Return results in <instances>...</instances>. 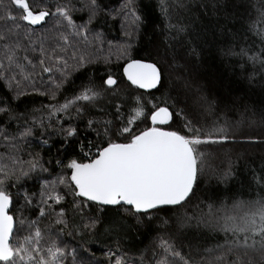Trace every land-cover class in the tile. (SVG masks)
<instances>
[{
	"label": "snow or ice",
	"instance_id": "1",
	"mask_svg": "<svg viewBox=\"0 0 264 264\" xmlns=\"http://www.w3.org/2000/svg\"><path fill=\"white\" fill-rule=\"evenodd\" d=\"M156 10V55L168 67L190 74L207 51L238 70L249 91L264 90V0H157ZM114 24L127 37L120 52L128 56L145 24L137 0H0V264H88L76 248L59 246L65 229L69 237L107 244L95 264H264V166L247 168L241 179L231 153L226 167H213L208 151L264 144L246 137L264 131V102L257 107L235 96L220 105L197 87L194 120L170 92L152 95L165 81L156 62L129 57L126 93L111 72L88 75L94 61L85 49L103 44L97 28ZM77 72L87 83L63 103L18 111L21 97L56 101ZM177 80L191 86L183 75ZM93 134L94 141L82 142ZM54 137L61 144L55 161L40 152L23 159L33 141L50 149ZM70 143L78 156L60 159ZM205 176L217 187L202 190ZM157 220L161 235L150 257L122 250L131 232Z\"/></svg>",
	"mask_w": 264,
	"mask_h": 264
},
{
	"label": "trees",
	"instance_id": "2",
	"mask_svg": "<svg viewBox=\"0 0 264 264\" xmlns=\"http://www.w3.org/2000/svg\"><path fill=\"white\" fill-rule=\"evenodd\" d=\"M34 4H39L40 0H31ZM51 3H64L65 0H48ZM157 0H137L138 7L141 10V15L145 18V24L139 33V36L133 37V46L129 50L128 56H121L119 50L120 46L127 47V37L124 36L119 24H114L112 27L97 28V31L102 30L104 33L103 44L98 43L100 52L97 51L96 43L85 49L86 55L93 59V63L89 65L87 69V74H95L96 77L106 76L108 72H111L118 81H121L120 88L125 93L127 92L128 82L123 77V65L128 61L129 57L132 59L147 60L150 62H156L164 67V87L160 91H151L152 95L155 97H160L162 92H170L173 97H176L180 102V107H184L187 104V110L191 118L199 119L197 113L199 111L198 107L194 103L197 93L194 91L195 88L199 87L202 94L207 95L209 99L215 100L218 104L223 105L224 103L230 101L232 97L239 96L244 99L246 103L253 104L257 107L261 106L264 102V90H262L258 85L251 86L252 90L249 91V85L247 81L241 80L239 78V71L235 72L230 67L226 66V62L223 61L219 56H213L211 53H205L201 62L197 64L194 69H190V74L183 72V70H177L168 67L164 61L156 55L157 48H161L160 44L161 36L158 31H154L155 25L153 20L158 17V11L156 10ZM79 22V21H78ZM111 23V22H110ZM111 42V45L109 44ZM123 44V45H122ZM113 47L114 51L109 54H104V47ZM109 60V63H105V60ZM183 63V61H181ZM178 75H183L186 79L191 82L189 88L184 87L182 80H177ZM72 81L64 85V88L58 93L56 101H49L45 96L30 95L26 97H21L20 101H15L14 104H18V111H23L25 106L39 108L41 103H63L65 97H71L75 91L78 90L82 83H87L84 72L74 73L72 76ZM99 82V81H97ZM137 94L143 93L144 91L135 90ZM66 126V125H65ZM176 124H173V128H176ZM15 130V126L13 129ZM39 132H37V136ZM246 137H251L256 140L264 139V131L259 128L252 129L246 133ZM243 139V137L241 138ZM55 142L52 143L51 148L48 147L41 148L38 141H33L30 147L25 149L23 154V159H28L27 152H40L45 160L52 158L53 161L57 158V149L61 147L58 138L54 137ZM88 140H95V135H91L88 139L83 140L84 144L88 143ZM95 151V149H93ZM209 152L212 153L211 162L213 167L217 165L227 166V157L225 153H231L232 159L234 161V167L240 174L241 179H244V173L247 168L259 169L264 166V144H247V143H236V144H226L223 147L219 145H214ZM5 152V150L0 147V153ZM79 154V149L76 144H68L66 150L62 151L60 154V159L67 160L69 158H76ZM237 156L240 157L237 160ZM59 169H55L53 164V175ZM217 187L216 180L214 177L205 176L202 178L201 189L210 190ZM222 187V186H221ZM210 191L204 192V195H210ZM59 209H57L58 211ZM191 211V208H190ZM28 215V213H26ZM109 215H114V213H109ZM31 219H35L32 215ZM49 220H43L39 227L44 230L49 224ZM69 223L71 225V219L69 217ZM159 221H154L150 228L140 227L139 229L131 232L122 242L121 248L129 253V256L136 258L141 252H144L146 256H151V250L154 247V242L156 238L161 235L158 232L157 225ZM58 226L53 227L52 239H55V232ZM68 229H65L64 235L62 237V243L57 241L59 246L63 247L67 244L70 248H76L78 252V259L83 258L88 262V264H95V260L103 261L105 259L104 252L102 249L106 250L107 244L101 243L91 244L85 240H81L79 237L73 238L67 235ZM101 241H108L112 243L106 236L100 237ZM50 243V241H48ZM48 243L43 242L44 247L48 246ZM113 248L115 244L112 243ZM87 249L85 254L84 250ZM185 251L187 249L185 248ZM90 257H94L90 259Z\"/></svg>",
	"mask_w": 264,
	"mask_h": 264
},
{
	"label": "rangeland",
	"instance_id": "3",
	"mask_svg": "<svg viewBox=\"0 0 264 264\" xmlns=\"http://www.w3.org/2000/svg\"><path fill=\"white\" fill-rule=\"evenodd\" d=\"M122 45H123V44H122ZM96 46H97V51L100 52V48H102V47L99 48L98 43H96ZM114 48H115V46H113L112 48L106 46V47H104V49H103V53H104V54H109V53H111V52L114 51ZM120 49H123V46H120V47H119V50H120Z\"/></svg>",
	"mask_w": 264,
	"mask_h": 264
},
{
	"label": "water",
	"instance_id": "4",
	"mask_svg": "<svg viewBox=\"0 0 264 264\" xmlns=\"http://www.w3.org/2000/svg\"><path fill=\"white\" fill-rule=\"evenodd\" d=\"M143 61L150 62V61H147V60H143ZM126 63H127V62H126ZM126 63H125V64H126ZM125 64H124V65H125ZM124 65H123V66H124ZM122 71H123V68H122ZM125 79H126V78H125ZM126 81H127V80H126ZM153 90H155V89H153ZM153 90H150V91H153ZM141 91H145V90H141Z\"/></svg>",
	"mask_w": 264,
	"mask_h": 264
}]
</instances>
